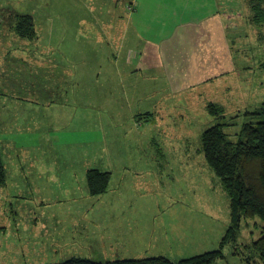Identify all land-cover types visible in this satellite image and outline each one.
Here are the masks:
<instances>
[{
    "label": "rangeland",
    "instance_id": "374dc122",
    "mask_svg": "<svg viewBox=\"0 0 264 264\" xmlns=\"http://www.w3.org/2000/svg\"><path fill=\"white\" fill-rule=\"evenodd\" d=\"M54 1L60 0H40V6L33 9V0H0V23L6 21L0 24V34H6L11 23L15 28L17 18L23 15L20 8L40 16ZM85 1L95 5L97 17L103 20L106 11L114 7V0ZM224 1L230 5H220V9L216 6V15L236 25L230 36L229 62L218 60L226 75L212 68L206 59H199L194 69L191 60L183 58L168 63L167 73H161L160 78L158 74L138 72L136 65L129 67L132 73L119 74V81L131 79L134 83L128 89L132 94L140 81L154 85L149 90L152 93L158 92L159 82L162 87L167 84L166 91L161 88L166 101L155 107L158 116L153 122V113L150 118L144 116L153 107L144 99L140 100L148 111L138 105L140 100L128 103L123 89L109 90L106 83L112 75L105 74L98 77L99 86L86 81L70 91L72 96L92 89L96 96L101 93L103 97L109 91L110 99H118L117 105L103 111L101 120L88 121L86 127L75 118L65 119L64 114H59L61 118H54L55 125L49 129L53 119L45 114L47 107L43 105H36L41 111L37 114L28 103L14 111L10 106L0 110V159L8 172L5 184L0 186V264H59L72 257L96 263L165 257L176 264L220 249L230 225L229 198L204 160L200 135L217 122L211 107L225 113V133L235 141L241 125L251 120L245 112L264 105V24L250 23L251 10L247 7L262 0ZM31 20L35 30L34 17ZM89 28L58 25L44 34H67L71 40L86 45V40L78 36L111 33L101 21ZM136 53L130 55L132 60ZM8 55L0 52V99L10 97L5 95L7 79L16 73L22 81L29 82L32 75L27 67L10 71L6 67ZM56 58L68 65L65 57ZM117 59L120 70L128 69L123 55ZM86 60L84 68L89 70L109 65L105 57L94 63V59ZM148 60L151 66L159 65L156 57L145 58ZM148 75L151 79L146 78ZM21 94L33 97L30 91ZM43 94L45 90L40 89L39 97ZM52 109L56 110L54 102L50 104ZM129 117L137 121L125 137L124 120ZM152 127L155 129L151 132L147 130ZM45 129L51 135L56 133L51 154H45L43 147L23 154L11 148L9 139L30 144L37 137L27 134L41 130L38 133L43 136L47 134ZM19 130L22 136L15 138L14 131ZM86 157L89 168L111 174L105 194L90 196L82 182H72L70 163L82 166ZM47 168L59 179H48ZM263 233L264 221L243 219L234 242L224 243L223 258L211 264H262L252 244Z\"/></svg>",
    "mask_w": 264,
    "mask_h": 264
},
{
    "label": "crops",
    "instance_id": "0c3cea01",
    "mask_svg": "<svg viewBox=\"0 0 264 264\" xmlns=\"http://www.w3.org/2000/svg\"><path fill=\"white\" fill-rule=\"evenodd\" d=\"M31 1L15 0L16 3H30ZM33 1V9L40 6V0ZM128 1L131 2L130 5H123L119 0H114V7L106 11L105 20L98 18V9L85 0L54 1L50 4L48 11L40 14V16H33L30 12H24L20 8L23 15L34 17L36 22L35 37L32 40L21 39L15 34V28L11 23L9 31L6 34H0V52L9 53L6 67H9L10 71L27 67L31 70L32 75L29 82L22 81V77H17L16 73L6 80L5 95H10V97L0 99V110L10 106L11 111H14L15 108H20L22 104L28 103L35 107V114H37L41 111L36 108V105H43L47 107L45 114L53 119L49 124L51 126L49 129H53L55 125L54 118H61L59 114H64L65 119L67 117L75 118L77 122H82L83 127H86L88 121L95 123L101 120L103 111H109L111 107L117 105L118 99H110L109 96L112 95L109 91L105 97L101 93L96 96L92 89H85L81 94L76 92L72 96L70 91L86 81H93L94 86H99L101 83L98 82V77L106 74L112 75V80L106 83L109 90L112 87L117 88V91L123 89L125 91L124 98L128 103L130 100H146L148 105L153 107L152 110L148 111L141 100L138 105L143 106L148 111L146 114L153 113L158 116L155 107H159L162 100L166 101V93L162 94L161 88L166 91L167 84L164 83L162 87L159 82L157 84L158 92L152 93L149 90L154 88V85L147 81H140L137 84L136 93L132 94L128 89L134 86V83L131 82V79L125 82L119 81V74L132 73L133 70L129 67L136 65L135 69L138 72L158 74L157 78H160L161 73H167L168 63L177 58H183L190 59L194 69L198 66L199 59H206L207 62H211L212 68L215 67L220 74L226 75L224 65L218 60L221 58L223 61L226 60V63L229 62L230 36L232 27H236V25L229 18L217 16L215 9L217 7L220 9V5H230L229 3L224 0ZM130 6L132 10H129ZM100 21L103 25L110 27L111 33L78 36L86 40V45H80L77 40H71L67 34H44L58 25L76 24L90 29L89 27L99 25ZM5 23L6 21L3 19L0 24L4 25ZM42 42H45V45H42ZM135 52H137V56L132 60L130 55H135ZM120 54L125 57L124 62L128 69L120 70V60L117 59ZM104 55L109 57V65L105 68L99 67L90 70L84 68L86 59H94L92 60L94 63L96 59ZM56 56L65 57V62L68 65L57 60ZM153 57L159 59L158 66H151V60L145 61V58ZM10 62H17L18 65ZM146 78L151 79L149 75ZM153 79L156 80V77ZM40 89L45 90V94L41 97H39ZM29 91L34 98L21 96V93ZM90 92H92L93 98L89 100L88 94ZM52 102L55 103L56 110H50ZM88 106L92 108H88ZM72 111H79L81 114ZM136 121V117H133L132 120L130 117L124 120L127 123L123 133L125 137L132 131L131 124L134 126ZM153 121L154 118L151 122ZM154 129L152 127V129L147 130L151 132ZM45 130L47 134L43 136L40 133L41 130L27 134L29 137L33 135L37 137L35 141L31 140L30 144L14 142L9 139L13 144L11 148L15 150V153L23 154L38 151V148L43 147L45 154H51L56 133L51 135L47 129ZM38 131L40 132L38 133ZM14 133L15 138L22 136L21 130L14 131ZM12 135L13 133L10 134V136ZM113 160L111 155V161ZM82 162V166L70 163L71 178L75 185L82 182L84 191L88 194L86 176L87 172L93 169L89 168L87 157ZM31 168L33 171L36 170L35 166ZM94 169L99 170V168ZM3 170L6 180L8 172H6L5 166ZM45 171L48 179H59L49 168ZM31 177H34V174Z\"/></svg>",
    "mask_w": 264,
    "mask_h": 264
},
{
    "label": "trees",
    "instance_id": "16d2710c",
    "mask_svg": "<svg viewBox=\"0 0 264 264\" xmlns=\"http://www.w3.org/2000/svg\"><path fill=\"white\" fill-rule=\"evenodd\" d=\"M251 10L250 23L264 24V0L248 6ZM132 10V7H129ZM28 15H21L16 20L15 34L23 40H32L35 30ZM264 67V64L262 65ZM211 114L217 122L205 129L200 135V151L212 172L219 179L222 189L229 198L230 225L227 235L221 240L220 249L203 253L176 264H211L223 258V245L227 240L232 243L243 219L258 218L264 221V105L252 112H245L251 120L243 123L232 141L225 133V113L218 107H211ZM146 115V116H145ZM144 116L150 118L151 113ZM157 116L154 115V120ZM263 118V119H262ZM153 118L150 119V121ZM1 156V154H0ZM3 163L0 159V186L5 183ZM110 174L99 170L87 172L88 194L99 196L108 190ZM254 251L264 264V233L252 244ZM59 264H174L165 257H152L133 260H119L108 263H96L78 257Z\"/></svg>",
    "mask_w": 264,
    "mask_h": 264
},
{
    "label": "bare ground",
    "instance_id": "6f19581e",
    "mask_svg": "<svg viewBox=\"0 0 264 264\" xmlns=\"http://www.w3.org/2000/svg\"><path fill=\"white\" fill-rule=\"evenodd\" d=\"M104 53H105V52H104ZM103 57H105V59H106L105 61L109 63V57H106L105 55H104ZM126 74H127V73H126ZM105 75H106V74H105Z\"/></svg>",
    "mask_w": 264,
    "mask_h": 264
}]
</instances>
